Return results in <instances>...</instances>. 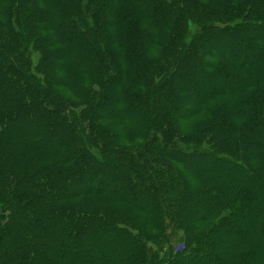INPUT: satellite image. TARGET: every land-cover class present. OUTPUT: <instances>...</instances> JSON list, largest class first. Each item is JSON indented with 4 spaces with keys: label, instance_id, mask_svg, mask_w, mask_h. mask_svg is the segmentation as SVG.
Listing matches in <instances>:
<instances>
[{
    "label": "trees",
    "instance_id": "16d2710c",
    "mask_svg": "<svg viewBox=\"0 0 264 264\" xmlns=\"http://www.w3.org/2000/svg\"><path fill=\"white\" fill-rule=\"evenodd\" d=\"M0 264H264V0H0Z\"/></svg>",
    "mask_w": 264,
    "mask_h": 264
}]
</instances>
